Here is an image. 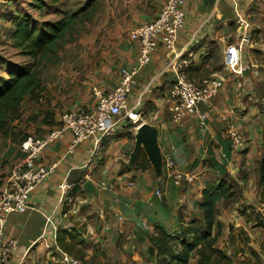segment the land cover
I'll list each match as a JSON object with an SVG mask.
<instances>
[{"label":"crops","instance_id":"crops-1","mask_svg":"<svg viewBox=\"0 0 264 264\" xmlns=\"http://www.w3.org/2000/svg\"><path fill=\"white\" fill-rule=\"evenodd\" d=\"M162 5L163 0H106L104 14L91 21L95 27L80 36L78 46L67 45V59L54 66L51 78L47 81L43 78L46 90L41 100L24 103L32 106L38 103V109L26 113L25 141L30 137L40 138L57 127L66 112L93 109L94 88L111 92L119 83L121 71L132 69L137 61L139 45L131 40V31L154 21ZM237 7L252 27L253 41L245 49L255 66L253 71L263 74L264 0H187L185 24L175 51L168 52L159 39L151 62L138 73L129 97V110L135 114L146 105L158 111L157 115L152 111L156 121L149 124L160 129L159 144L164 159L168 156L173 159L182 172L194 176V182L176 186L166 178L165 171L163 178L157 177L151 165L145 170L137 165L130 168L138 127H133L130 121L126 123L128 128L123 126L120 133L106 139L99 151L95 150L93 141H85L74 153H69L68 135L48 146L38 158V165L57 164V168L31 193L29 209L8 217L6 234L18 242L11 264H57L58 255L52 252L58 245L59 230L77 231L89 244V255L97 246L105 253L108 264H156L157 257L149 256L154 248L150 235H157V228L179 233L181 219L188 223L201 217L200 205L207 184L217 183L226 175L239 179L242 170L249 176L240 182L242 198L233 204H219L217 220L222 231L218 247L229 248L224 250L234 264L251 260L253 255H259L263 264L261 243L253 242L254 248L249 249L252 256H248L236 249L228 230L235 222L248 231L246 226L252 223L236 217L244 206L264 213L253 174L255 163L264 152V95L257 88V76L243 73L240 77L224 69L227 47L239 40L235 22ZM174 54L196 56L189 77L200 80L217 75L222 79L221 91L212 108L199 107L207 116L205 125L197 114L188 115L182 128L171 120L169 92ZM230 123H235L243 136V146H232L228 135ZM20 143V139L13 142L0 135V183L10 174L12 164L24 159ZM88 183L95 187V193L86 189ZM102 183L113 184L114 189ZM65 185L69 187L67 191ZM159 190L161 198L156 194ZM253 231L252 235L248 231L251 240L261 239V228ZM198 260L195 256L189 264H198Z\"/></svg>","mask_w":264,"mask_h":264},{"label":"built area","instance_id":"built-area-1","mask_svg":"<svg viewBox=\"0 0 264 264\" xmlns=\"http://www.w3.org/2000/svg\"><path fill=\"white\" fill-rule=\"evenodd\" d=\"M186 2L187 0H163L160 12L154 21L131 31V40L139 45L136 64L130 70L121 71L119 83L111 92L105 93L97 88L93 89L96 100L93 109L66 112L61 116L57 127L40 138L30 137L22 143L24 159L12 166L10 174L4 178L0 186V264H11L13 256L18 251L17 240L8 237L5 233L8 217L14 213H25L29 209L31 193L54 174L57 168V164L49 167L38 165V158L48 146L62 141L68 135L71 137L69 153H74L85 141H93L95 150L99 151L103 142L115 135L116 128L120 124L130 121V124L134 125L139 120L138 115L129 110V97L136 84V77L151 62L159 39L168 52L175 51L178 35L185 24ZM235 15L239 40L236 44L227 47L224 69L234 75H242L243 51L252 44V27L238 7ZM195 57L193 54L187 57H177L174 54L175 61L171 64L173 83L169 92L170 114L172 122L180 128L184 127L186 117L193 114H197L201 124L205 125L207 116L199 110V106L212 108L222 87V79L217 75L200 80L189 77L188 71L194 65ZM238 62L240 67L237 69ZM228 135L233 147H240L245 143L235 123L229 124ZM164 171L167 179L176 186L183 183L191 184L195 180L193 175L182 172L169 156L164 159ZM102 185L114 189L113 184L102 183ZM132 185L131 182L130 186ZM68 189L69 187L65 185V191ZM156 194L162 197L160 190ZM42 238L43 236L40 239ZM54 251L52 255L56 253L58 255L57 264H87L62 251L58 245Z\"/></svg>","mask_w":264,"mask_h":264},{"label":"trees","instance_id":"trees-1","mask_svg":"<svg viewBox=\"0 0 264 264\" xmlns=\"http://www.w3.org/2000/svg\"><path fill=\"white\" fill-rule=\"evenodd\" d=\"M53 3L57 4L59 0H53ZM32 5L39 10L47 7V3L42 0H36ZM97 13L95 5L89 10L61 13V17L54 21L38 23L28 18L14 21L15 29L9 38L13 42V47L27 61L22 65L13 63L7 66L5 63L6 65L0 68L6 73V76H0V135L13 142L19 140V134L13 129L14 125L21 120L22 108L27 100L37 102L41 100V95L46 90L42 78L43 71L58 61L61 52L68 45V37L74 27L81 21H91ZM23 138H26L25 135L20 141ZM148 166H150L148 159L142 155L138 159L137 167L145 170ZM255 175L259 195L264 200V152L255 163ZM247 179L248 174L242 170L239 179L226 175L217 183H208L202 195L201 217L188 223L181 219L179 233L157 228V235L149 237L154 246L149 256L157 257L156 264H189L195 256L199 258L198 264H234L226 250L218 247L222 231V226L217 220L219 204L238 202L243 196L240 182ZM240 214L248 223L257 222V226L264 229V220L253 207H242ZM230 230L233 242H236V236L237 239L240 237L244 240L243 230L233 227H230ZM235 232L239 234L235 235ZM244 241L248 242L249 239L246 238ZM57 244L62 251L86 263L108 264L105 261V253L97 246L93 247L92 255H89V244L75 230H59ZM253 258L256 259V264H261L259 256L253 255ZM249 261L247 258L242 264H248L246 262Z\"/></svg>","mask_w":264,"mask_h":264},{"label":"rangeland","instance_id":"rangeland-1","mask_svg":"<svg viewBox=\"0 0 264 264\" xmlns=\"http://www.w3.org/2000/svg\"><path fill=\"white\" fill-rule=\"evenodd\" d=\"M42 1L47 3V7L44 10H39L32 5V3H35L36 0H0V68H2V65L5 66L6 65L5 63H7V66L13 65V63H16L17 65H22V64H25V62L27 61V59L23 58L19 54V51L13 47V42L9 38L12 31H14V29H15L14 21L19 20V19H27V18L30 19L32 22H38V23H40L42 21H54V20H57L59 17H61V13H65L67 11L79 12L83 9L89 10V9H92L93 7H95V5L97 7L98 13L93 17V19L96 16L99 18L104 14L103 10L105 8V2H106V0H59V3L54 4L53 0H42ZM93 19L91 21H93ZM91 21H87V22L81 21L74 27V29L69 34L68 45L72 46V45L77 44L79 42V40H81V37L84 35V33L89 31L90 27H95V24L93 22H95L96 19L92 22V24H91ZM78 45L79 44H77V46ZM67 48H69V47L67 46L63 49V51L61 52V55L58 57V61L54 65L47 67L43 71L42 78H44V80L47 81L49 78H51L54 75V72H55L54 66L55 65L63 62L64 59H67V55H66L67 54ZM249 48H250V46L247 47L246 49L248 50ZM245 50L243 51L244 57L241 61V64H242L243 69H244V71H243L244 76L245 75L246 76L251 75L254 77L257 76L258 77L257 88H259V90H261L263 95H264V73L262 74L259 71H253V69H255V66L252 65V62L249 59L248 52H247V50L246 51ZM239 64L240 63L238 62V65ZM242 75H239V76L242 77ZM0 76H6L5 71L0 69ZM53 91L58 93V90H56L54 88H53ZM29 101L30 100H28V102ZM28 102L26 104H24V106L22 108L21 120L17 121L14 125V128H13V129H15L14 131H16V133L19 134V139L24 137L23 132L27 131V129H28V127L26 126V123H27L26 122V120H27V114L26 113H29L30 112L29 110H31L32 108H34L35 110L38 109V106H37L38 103H34V106H32ZM35 102H37V101H35ZM200 106H204V105H200ZM205 107H207V106H205ZM148 110L150 112L147 113ZM152 111L157 115L158 111H154L153 107H151L150 105H146L139 113H138V111L137 112L135 111L137 113L136 116L138 115L137 119H139V120L134 125L132 124L133 127H137L144 122H146V123L155 122L156 116L153 114ZM165 114H167V113H165ZM123 126L126 128L127 124H120L116 128L115 135L117 134V132L120 133V131L123 129ZM127 128H128V126H127ZM24 141H25V138H23L21 140V143L19 144V146H22L21 144ZM142 155H144V154H142ZM12 166H13V164H12ZM3 173H6V172L4 171ZM3 173H2V175L4 177L5 174H3ZM253 174H255V172ZM248 178H249V176H248ZM259 197H260V203H264L262 196L259 195ZM240 206L242 207L243 205H240ZM241 210H239V211H241ZM239 211H238L239 216L236 215V217L242 218L246 222L245 217H242ZM255 211L257 213H259V217H261V219L264 220V213L261 210L255 209ZM233 225H234L233 227L235 229L242 228L243 232L245 233V236H243L244 240L246 238L249 239V241L247 242V241L242 240L240 237H239V239H237V236H236L235 237V240L237 241V243L235 242L236 249H239V250L241 249L248 256H252L249 249H253L255 244L261 243L260 249L264 252V229L261 228V231L263 232V234H262L261 239L259 238V240H255V241L251 240V237L248 234V231H249L252 235L254 233L253 230L258 228L257 222L252 223V224H248L249 226H246V227H249L248 231L246 230L245 226H243L244 228L237 226L235 222L233 223ZM5 228H6V226H5ZM228 230H229V236H230V229H228ZM5 233H6V230H5ZM237 234H239V232H235V235H237ZM223 240L224 239H222L220 241V244L223 243ZM253 242L255 244H253ZM220 247H222L226 250H229L228 247L225 248L223 245H220ZM234 253H235V248H234ZM257 256H259V255H257ZM239 257H242V255H239ZM250 259L251 260L249 262H246V263L256 264L255 258H250ZM241 261H243V260H241Z\"/></svg>","mask_w":264,"mask_h":264},{"label":"water","instance_id":"water-1","mask_svg":"<svg viewBox=\"0 0 264 264\" xmlns=\"http://www.w3.org/2000/svg\"><path fill=\"white\" fill-rule=\"evenodd\" d=\"M159 139L160 129L158 126L146 122L139 125L135 134V147L129 158V167H135L139 157L144 154L157 177L163 178L164 157ZM86 189L92 193L96 192L95 187L91 183L86 185Z\"/></svg>","mask_w":264,"mask_h":264}]
</instances>
